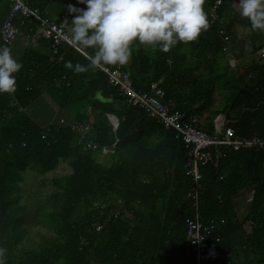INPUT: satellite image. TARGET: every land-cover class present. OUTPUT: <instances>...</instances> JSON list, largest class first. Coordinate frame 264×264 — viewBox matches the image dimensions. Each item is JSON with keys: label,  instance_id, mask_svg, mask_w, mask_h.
Masks as SVG:
<instances>
[{"label": "trees", "instance_id": "16d2710c", "mask_svg": "<svg viewBox=\"0 0 264 264\" xmlns=\"http://www.w3.org/2000/svg\"><path fill=\"white\" fill-rule=\"evenodd\" d=\"M23 2L43 14L46 0ZM232 6L233 0H221L217 26H223L233 40V23L241 27L248 55L234 69L225 62L226 49L215 27L167 53L137 42L129 63L121 67L137 94L161 80L164 100L173 102L176 110L192 115L211 109L231 121L236 137L261 135L264 56L256 59L254 55L264 47V31L253 30L246 18L224 25ZM8 9V2L0 0V26ZM13 25L18 36L35 49L26 50L20 59L22 69L14 74L15 93H0V248L6 249L5 264H166L179 259L189 215L190 181L182 168L185 150L175 132L164 130L139 108L128 105L97 69L79 74L67 69L66 61L73 65L88 61L64 44L52 54L51 43L40 37L35 21L17 16ZM234 44L235 40L231 58L244 57ZM218 91L225 95L214 107L213 94ZM42 97L56 111L90 124L89 136L100 145L109 147L115 142V146L106 153H83L77 137L67 127L55 133L57 123L53 122L46 124L50 131L42 139L46 125L18 111ZM108 115L118 121L115 130ZM58 165L67 173L50 179V195H37L33 200L37 224L47 238L43 244L26 246L28 207L20 202L21 174L34 170L43 176ZM199 170V214L224 239L222 248L231 255L227 264H264V152L221 150L215 167L210 163ZM245 189L251 190V200L239 221L232 202ZM115 199L131 212L119 219L100 218L102 229L90 230L92 205ZM245 224L249 226L246 234ZM236 234L241 236L230 244Z\"/></svg>", "mask_w": 264, "mask_h": 264}, {"label": "built area", "instance_id": "2783aa9c", "mask_svg": "<svg viewBox=\"0 0 264 264\" xmlns=\"http://www.w3.org/2000/svg\"><path fill=\"white\" fill-rule=\"evenodd\" d=\"M6 1L9 9L0 26L1 43L9 47L13 39L20 35L13 25V21L18 16L38 24V34L42 39L51 43L52 54H55L57 47L63 44L73 48L64 39L68 24V7L56 20H51L42 15L38 9H30L23 0ZM70 1L68 0V3ZM220 5L221 0H213L212 5L205 10L210 24L208 30L213 27L217 28V35L226 49L227 64L233 68L235 61L231 58V50L234 40L224 31L223 26H217V12ZM65 21L67 24L64 23ZM256 54V59L263 57L264 47L258 50ZM82 56L84 57V55ZM97 70L106 76L109 85L116 88L128 105L139 108L164 130H173L175 138L182 143L185 150V163L182 168L190 181L188 193L190 205L189 215L185 221V241L181 257L169 259L166 264H227L231 255L222 248L225 243L224 239L217 235L211 221L204 223L199 214L198 197L202 190L199 169L201 166L210 163L215 167L221 157V150L233 152L241 149H253L264 152V133L261 135L252 134L248 137H236L229 125L230 122L221 115L213 116L210 127H208L204 122L203 114L186 115L184 112L176 110L173 102L165 101L164 93L160 87L161 80L152 82L147 92L137 94L131 86L128 74L123 71L121 65H108ZM26 110L18 108V111L27 115ZM2 116L4 119L8 117L6 112ZM56 122L55 127L57 129L53 128L54 132L57 133L58 128L67 127L77 137L78 142H80V151L83 153L93 151L106 153L109 148L115 146V142L109 147L102 146L95 139L90 138L92 129L90 124L75 120L67 123L62 118H58ZM42 130L41 137L45 139L50 131L49 126H44ZM111 202H97L92 205L94 216L89 224L90 230L97 233L102 229L103 224L98 221L100 218L104 220L119 219L128 210L131 212L129 206H125L119 199ZM134 206H138V202H135Z\"/></svg>", "mask_w": 264, "mask_h": 264}, {"label": "clouds", "instance_id": "9594fccd", "mask_svg": "<svg viewBox=\"0 0 264 264\" xmlns=\"http://www.w3.org/2000/svg\"><path fill=\"white\" fill-rule=\"evenodd\" d=\"M86 8L68 5L73 15L65 41L84 55L87 65L71 61L65 67L76 74L108 65H125L132 46H158L167 53L178 43L196 41L210 24L206 0H78ZM239 14L253 30L264 31V0H238ZM67 24V21L64 22ZM92 49L89 53L87 50ZM22 63L10 47H0V93L16 91L14 74ZM6 249L0 248V264H5Z\"/></svg>", "mask_w": 264, "mask_h": 264}, {"label": "crops", "instance_id": "0c3cea01", "mask_svg": "<svg viewBox=\"0 0 264 264\" xmlns=\"http://www.w3.org/2000/svg\"><path fill=\"white\" fill-rule=\"evenodd\" d=\"M210 0H206V3L204 5L205 10L207 9V5L209 4ZM67 5H73L77 8H86V5L81 4L78 2V0H71L68 3V0H46L45 6L43 7V14L44 16L48 17L51 20H56L60 15H62L67 7ZM232 11L230 12L229 15H227V17L225 18V20L227 21L226 24L229 25L230 24V20L235 21V22H244L245 18L242 17L239 14V10H238V0H233V6L231 7ZM73 19V15H70L68 12V24H67V28L65 33L68 34V30L71 27V21ZM238 24V23H237ZM236 23H233L232 26H236ZM239 26V25H238ZM231 32V31H230ZM12 44L9 46L12 50V54L14 56V58H16L19 62L20 59L23 55V53L26 50H32L35 49L34 45L26 40L25 38L21 37V36H16L13 41L11 42ZM149 46V45H146ZM0 47H3L2 45H0ZM151 47V46H150ZM153 47V46H152ZM241 51H245L246 50V45L242 44V46H240ZM234 56V55H232ZM227 56L225 57V62L227 63ZM241 58V57H240ZM255 58V55H254ZM131 59V58H130ZM238 60H240L238 58ZM130 61V60H129ZM234 61H235V66L232 68L229 67V65L227 64L228 68L234 69L240 62L237 61V58L234 57ZM129 63V62H128ZM223 66V64H222ZM225 95V92H216L213 94V100H214V107H217L218 103L221 101V98ZM26 113H27V117L38 123V125L40 126H44L50 122L53 123H57V119L58 118H63L66 119L67 122H71L72 120L69 118V114L68 112L65 111H56L54 106H52V104H50L48 102V100H46V98H40L38 101H35L34 103L30 104L27 108H26ZM199 114H203V116L205 117V124H207L208 127H210V122L212 121V117L219 115V114H214V112H212V110H207L204 112H201ZM108 120V119H107ZM229 125L231 124V121L228 120ZM250 193L251 190L250 189H245L244 191H242L241 193H239L235 198H234V202H232L233 208L236 211L237 217H239L236 208L238 206H242L243 203L245 202H250ZM243 195H246L243 197ZM244 216V215H243ZM239 221H242V219L238 218ZM248 225V224H246ZM249 227V226H248ZM244 228V227H243ZM246 234V232H244ZM241 236V234L238 236V234L234 235L233 238L230 239V244L235 243V241ZM229 242H227V244L229 245Z\"/></svg>", "mask_w": 264, "mask_h": 264}, {"label": "rangeland", "instance_id": "374dc122", "mask_svg": "<svg viewBox=\"0 0 264 264\" xmlns=\"http://www.w3.org/2000/svg\"><path fill=\"white\" fill-rule=\"evenodd\" d=\"M227 21L224 22V25ZM68 27V26H67ZM231 35L234 37L235 48H240L243 43V33H241V27L238 25H234L231 29ZM241 54L244 57L239 58L240 60L237 61L240 62V64L244 63L246 61V56L248 55L247 51H241ZM257 57V54L255 55ZM236 58V57H235ZM225 59V58H224ZM226 61V60H225ZM71 119V118H70ZM72 120V119H71ZM67 173V170L64 169L61 165H58L54 170L51 171V173L47 175H39L34 170H26L21 174V182L19 183V186L21 188L20 193L21 195V204L26 205L28 207L27 210V222L24 224V228L28 232V242L26 243V246H33V244H43L44 240L47 238L46 231L43 227L37 224L35 215H34V198L36 196H47L52 193V187L50 185V179L58 176L65 175ZM243 195L242 198H244ZM248 202H245L242 204V206H238L236 208L237 213L239 215L238 218L242 219L243 215L247 211L248 208ZM243 231L248 233L249 227L248 225H244ZM26 239V238H25Z\"/></svg>", "mask_w": 264, "mask_h": 264}, {"label": "water", "instance_id": "95a60500", "mask_svg": "<svg viewBox=\"0 0 264 264\" xmlns=\"http://www.w3.org/2000/svg\"><path fill=\"white\" fill-rule=\"evenodd\" d=\"M108 121L111 123L112 125V129L115 130L117 128L118 125V121H116L115 117L112 115H108L107 116Z\"/></svg>", "mask_w": 264, "mask_h": 264}]
</instances>
